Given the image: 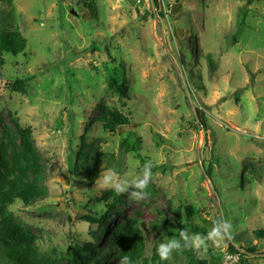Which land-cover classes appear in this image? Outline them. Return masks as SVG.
I'll list each match as a JSON object with an SVG mask.
<instances>
[{
    "label": "rangeland",
    "instance_id": "374dc122",
    "mask_svg": "<svg viewBox=\"0 0 264 264\" xmlns=\"http://www.w3.org/2000/svg\"><path fill=\"white\" fill-rule=\"evenodd\" d=\"M164 4L162 16L151 0H0V25L26 39L23 52L0 64V118L30 130L43 189L9 210L39 249L64 251L97 233L84 216L99 218L104 194L114 191L98 183L101 173L115 169L132 184L151 161L149 195L137 201L132 187L116 192L125 204L103 238L134 219L148 254L168 241L175 208L184 222L192 206L207 232L232 225L231 239L207 244L220 251L221 264L230 243L244 253L242 264H264L235 243H256L254 231L264 229V0ZM244 6L246 26L234 43ZM109 72L123 94L109 89ZM16 79L23 91L9 86ZM108 109L128 117L120 132L102 129ZM129 131L140 138L136 153L121 147ZM95 245L106 248L97 238ZM196 254L208 258L204 248ZM104 264L122 263L109 257Z\"/></svg>",
    "mask_w": 264,
    "mask_h": 264
},
{
    "label": "trees",
    "instance_id": "16d2710c",
    "mask_svg": "<svg viewBox=\"0 0 264 264\" xmlns=\"http://www.w3.org/2000/svg\"><path fill=\"white\" fill-rule=\"evenodd\" d=\"M151 2L162 16L166 14L164 0H151ZM238 14L239 19L235 24V32L231 39L234 43L237 42L246 26L245 6L240 7ZM25 47L26 39L19 31L8 30L0 25V64L4 63V55L16 56L23 52ZM106 81L109 89L123 94L124 86L119 83L113 73L107 74ZM9 86L15 91L24 90L22 79L10 82ZM10 121L14 128L0 118V264H104L109 257L122 263L125 256L128 257L127 264L222 263L223 256L220 251L209 246L204 248L208 253V258H199L192 246H181L180 250H174L167 260L162 261L156 251L159 243H155L147 254L144 237L134 219L116 223L110 231V236L103 238V232L108 230L106 222L111 221L113 213L125 204L116 191L104 194V199L108 202L105 203V210L99 218L84 216L91 223L98 224L97 233L92 232V240H86L84 237L75 238L64 251H57L54 248L39 249L36 243L37 236L15 220L9 207L16 200L27 205L43 195V189L39 184L42 176L40 157L32 143L30 130L21 127L12 116H10ZM128 124L127 116L116 109H108L103 116L102 129L115 133L120 132ZM139 144L140 138L133 131H129L121 141L122 149L128 153L138 152ZM136 155L139 156V154ZM89 166L93 171L96 170L93 163ZM174 213L177 222L165 232L169 238L168 241L172 238L180 239L181 231L200 234L202 237L207 236V229L196 223L192 206L185 207L186 220L184 222L181 221L180 209L175 208ZM254 233L258 238L256 243L249 241L245 244L236 240L237 247L245 253L257 252L264 241V229H258ZM96 238L106 243V248L103 247L102 252L95 245ZM209 242L207 241V244ZM235 246L230 243L229 252L239 253L240 258L244 256V253L239 252ZM239 263L242 264V260H239Z\"/></svg>",
    "mask_w": 264,
    "mask_h": 264
},
{
    "label": "clouds",
    "instance_id": "9594fccd",
    "mask_svg": "<svg viewBox=\"0 0 264 264\" xmlns=\"http://www.w3.org/2000/svg\"><path fill=\"white\" fill-rule=\"evenodd\" d=\"M151 161H149L144 166L143 171V179L139 180V182H133L129 184L124 180H120L115 169L109 168L106 169L98 178V183L107 188H111L118 193L128 192L129 188L132 187L136 191L132 192L130 196L139 201L141 199L146 198L149 195V192L146 190L149 184V180L152 176L151 172ZM232 225L228 222L225 230H221L219 227H213L210 232H208L206 237H202L200 234H193L189 236L184 231L180 232V239L172 238L170 241H165L162 244H159L157 247V255L160 260H167L174 250H180L181 244L180 241H189L191 240V246L193 249L199 250L201 248H207V241H212L213 244H220L225 239H231ZM128 257L125 256L123 258L122 264H127Z\"/></svg>",
    "mask_w": 264,
    "mask_h": 264
},
{
    "label": "built area",
    "instance_id": "2783aa9c",
    "mask_svg": "<svg viewBox=\"0 0 264 264\" xmlns=\"http://www.w3.org/2000/svg\"><path fill=\"white\" fill-rule=\"evenodd\" d=\"M246 254H249V255H262L264 256V241H262V246L261 248L257 251V252H254V253H246ZM240 258V254L239 253H230L229 255H226L224 257V261H223V264H231L233 261H236L237 259L239 260Z\"/></svg>",
    "mask_w": 264,
    "mask_h": 264
}]
</instances>
